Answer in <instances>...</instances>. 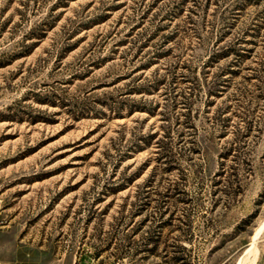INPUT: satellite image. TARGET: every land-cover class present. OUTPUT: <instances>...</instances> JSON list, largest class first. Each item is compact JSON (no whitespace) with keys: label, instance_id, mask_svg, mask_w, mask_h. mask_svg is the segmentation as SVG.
I'll list each match as a JSON object with an SVG mask.
<instances>
[{"label":"rangeland","instance_id":"rangeland-1","mask_svg":"<svg viewBox=\"0 0 264 264\" xmlns=\"http://www.w3.org/2000/svg\"><path fill=\"white\" fill-rule=\"evenodd\" d=\"M263 223L264 0H0V264H249Z\"/></svg>","mask_w":264,"mask_h":264},{"label":"trees","instance_id":"trees-1","mask_svg":"<svg viewBox=\"0 0 264 264\" xmlns=\"http://www.w3.org/2000/svg\"><path fill=\"white\" fill-rule=\"evenodd\" d=\"M167 154H171V150L170 149H168ZM157 242H158V237H155V236H152V235H148L146 237H143L142 238L143 247H141V245H138V247H136L134 253H132V254L129 253V252L128 253H124L125 255H122V257H124V258L125 257H128V258L135 259V257L140 252L145 251V250H153L154 248H149L148 249V245L152 244L153 247H154V246L157 245ZM132 243H133V241H131L130 245H132ZM183 248H185V247H183ZM95 256L96 257H99L100 256V253H97ZM165 258H167V259H165ZM168 258L169 257H167V255L164 256V260H166V262H169V260L171 261V259L170 258L168 259ZM172 259H173V262H175L176 264L179 263V262H183V263L186 262L185 261L186 258L183 255H178V256L174 255L172 257Z\"/></svg>","mask_w":264,"mask_h":264},{"label":"bare ground","instance_id":"bare-ground-1","mask_svg":"<svg viewBox=\"0 0 264 264\" xmlns=\"http://www.w3.org/2000/svg\"><path fill=\"white\" fill-rule=\"evenodd\" d=\"M263 227H264V223L261 225L260 228H258V230H256L257 232H256L255 235H254V241H253L251 247L249 248V252H253V254H254V257H253L252 260L248 258L249 261H251V263H254L255 260L257 259L256 257H257V253H258V248L256 247V241H257L256 239H257V237L259 236L260 232H262ZM246 254H248V253H246ZM251 254H252V253H251ZM246 260H247V259H246ZM247 262H248V261H247ZM247 262H246V261L243 262V260H241L238 264H248ZM251 263H249V264H251Z\"/></svg>","mask_w":264,"mask_h":264}]
</instances>
